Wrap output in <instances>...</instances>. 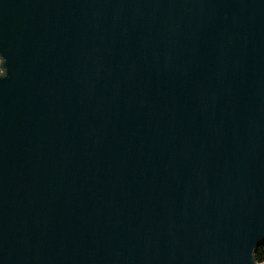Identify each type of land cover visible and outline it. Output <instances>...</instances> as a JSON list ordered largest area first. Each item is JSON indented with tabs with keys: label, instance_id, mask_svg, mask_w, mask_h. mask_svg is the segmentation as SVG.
Returning <instances> with one entry per match:
<instances>
[{
	"label": "water",
	"instance_id": "obj_1",
	"mask_svg": "<svg viewBox=\"0 0 264 264\" xmlns=\"http://www.w3.org/2000/svg\"><path fill=\"white\" fill-rule=\"evenodd\" d=\"M263 243L264 0H0V264Z\"/></svg>",
	"mask_w": 264,
	"mask_h": 264
},
{
	"label": "trees",
	"instance_id": "obj_2",
	"mask_svg": "<svg viewBox=\"0 0 264 264\" xmlns=\"http://www.w3.org/2000/svg\"><path fill=\"white\" fill-rule=\"evenodd\" d=\"M253 259L257 264L264 263V243L261 244L253 253Z\"/></svg>",
	"mask_w": 264,
	"mask_h": 264
}]
</instances>
